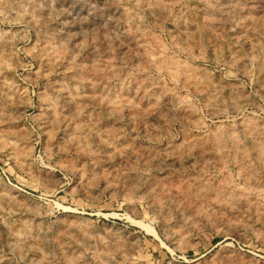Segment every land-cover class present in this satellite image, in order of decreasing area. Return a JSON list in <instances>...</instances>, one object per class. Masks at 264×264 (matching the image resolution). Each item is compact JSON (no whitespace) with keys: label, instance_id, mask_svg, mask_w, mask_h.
I'll list each match as a JSON object with an SVG mask.
<instances>
[{"label":"rangeland","instance_id":"1","mask_svg":"<svg viewBox=\"0 0 264 264\" xmlns=\"http://www.w3.org/2000/svg\"><path fill=\"white\" fill-rule=\"evenodd\" d=\"M263 151L264 0H0V264H264Z\"/></svg>","mask_w":264,"mask_h":264},{"label":"bare ground","instance_id":"2","mask_svg":"<svg viewBox=\"0 0 264 264\" xmlns=\"http://www.w3.org/2000/svg\"><path fill=\"white\" fill-rule=\"evenodd\" d=\"M239 129H240V128H239ZM240 130H244V129L241 127ZM247 133H248V132H247ZM242 134H245V133L243 132ZM245 135H246V134H245ZM247 136H248V134H247ZM233 137H234V136H232V135L230 136V138H233ZM248 138H249V137H248ZM234 139L237 140L236 137H235ZM248 140H249V139H248ZM232 142H233L234 144L236 143L235 141H231V143H232ZM249 142H250V140H249ZM233 143H232V144H233ZM252 143H253V141H252ZM254 143H255V142H254ZM237 145H238V141H237ZM257 145H258V144H257ZM259 146H262V145H259ZM235 147H236V146H234V148H235ZM254 147H255V146H254ZM256 147H258V146H256ZM256 147L254 148V150L256 149ZM262 147H263V146H262ZM258 148H259V147H258ZM235 149H236V148H235ZM262 149H263V148H262ZM238 151H239V150H238ZM259 151H260V149L258 150V152H259ZM255 152H256V151H255ZM255 152H254V153H255ZM260 152H261V151H260ZM263 152H264V151H263ZM258 154H259V153H258ZM259 155H260V154H259ZM261 155L264 156V154H262V153H261ZM257 157H258V156L256 155V158H257ZM260 159H261V157H259V158L257 159V161L260 160ZM263 160H264V159H263ZM260 161H261V160H260ZM258 165H259V164H258ZM262 165H263V164H262ZM259 167H260V166H259ZM261 167H262V166H261ZM263 168H264V166H263ZM260 169H261V168H260ZM150 231H151V230H150Z\"/></svg>","mask_w":264,"mask_h":264}]
</instances>
